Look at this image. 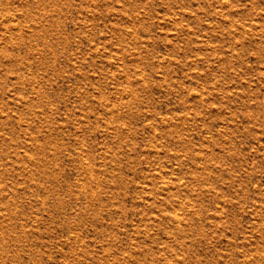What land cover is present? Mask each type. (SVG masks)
<instances>
[{
	"label": "rangeland",
	"instance_id": "1",
	"mask_svg": "<svg viewBox=\"0 0 264 264\" xmlns=\"http://www.w3.org/2000/svg\"><path fill=\"white\" fill-rule=\"evenodd\" d=\"M0 264H264V0H0Z\"/></svg>",
	"mask_w": 264,
	"mask_h": 264
}]
</instances>
